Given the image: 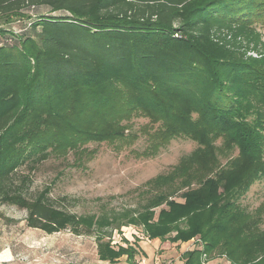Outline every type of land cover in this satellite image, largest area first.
I'll list each match as a JSON object with an SVG mask.
<instances>
[{
  "label": "trees",
  "instance_id": "16d2710c",
  "mask_svg": "<svg viewBox=\"0 0 264 264\" xmlns=\"http://www.w3.org/2000/svg\"><path fill=\"white\" fill-rule=\"evenodd\" d=\"M21 20L31 22L19 33L12 24ZM257 26L264 0H0L1 204L27 211V226L47 235L95 234L90 219L58 208L49 188L29 198L20 169L71 153L81 166L94 154L81 144L132 143L118 121L143 113L160 126L142 156L180 137L197 142L149 183L139 217L150 238L200 239L203 248L184 253L183 264L214 252L224 264H264V207L255 217L239 203L264 177ZM242 164L249 174L234 190L227 179ZM137 254L111 251L101 260L136 264ZM125 255V263L115 260Z\"/></svg>",
  "mask_w": 264,
  "mask_h": 264
},
{
  "label": "rangeland",
  "instance_id": "374dc122",
  "mask_svg": "<svg viewBox=\"0 0 264 264\" xmlns=\"http://www.w3.org/2000/svg\"><path fill=\"white\" fill-rule=\"evenodd\" d=\"M47 12L46 8L39 11ZM30 22L16 21L12 28L20 33ZM257 30L262 36L259 49L264 52V27L257 26ZM248 55L259 57L255 52ZM16 91L9 92L10 100L15 98L10 93ZM1 106L0 103V110ZM130 115L118 121V127L125 135L136 137L132 143L127 140L119 148L104 142L81 144L82 149L94 152L81 166L76 165L71 153L69 159L51 157L31 173L25 168L20 169V173L29 176L22 186L29 198L49 188L50 197L58 208L90 219L96 233L76 235L65 230L47 235L27 226V211L0 202V264H108L101 260L103 255H110L111 251L120 254L125 250L137 252V259L144 258L147 264H153L155 259L163 264H183L184 253L203 248L204 244L198 238L193 239V245L186 251L181 247L184 243L169 240L153 243L145 222L139 217L151 195L147 193L151 189L149 183L171 170L182 157L191 154L197 148V142L180 137L173 139L154 157L142 156L149 146L148 135L153 134L160 123L153 125L143 113ZM221 161L226 163L224 159ZM238 168L227 179V184L234 190L247 180L249 174L245 164ZM239 203L257 216L258 208L264 207V177L239 198ZM159 211L155 210V220ZM260 228L264 230V212ZM218 255L214 252L209 264H224L226 258L220 259ZM115 260L125 263L128 257L120 256Z\"/></svg>",
  "mask_w": 264,
  "mask_h": 264
},
{
  "label": "built area",
  "instance_id": "2783aa9c",
  "mask_svg": "<svg viewBox=\"0 0 264 264\" xmlns=\"http://www.w3.org/2000/svg\"><path fill=\"white\" fill-rule=\"evenodd\" d=\"M136 264H147L144 258H138ZM153 264H163L162 261L155 259ZM202 264H209L208 256L206 253L202 254Z\"/></svg>",
  "mask_w": 264,
  "mask_h": 264
},
{
  "label": "crops",
  "instance_id": "0c3cea01",
  "mask_svg": "<svg viewBox=\"0 0 264 264\" xmlns=\"http://www.w3.org/2000/svg\"><path fill=\"white\" fill-rule=\"evenodd\" d=\"M193 241L194 240H192V241H190V242H188V243H184L183 245H181V247L183 248V249H185V251H186V249L187 250H189L188 248L190 247V246H192L193 245ZM158 242H161L159 239H155L154 241H153V243H158ZM154 245V244H153ZM149 247H151V249H153V247L152 246H149ZM142 248H143V250L145 251V248L142 246ZM153 260H149V262H152Z\"/></svg>",
  "mask_w": 264,
  "mask_h": 264
}]
</instances>
